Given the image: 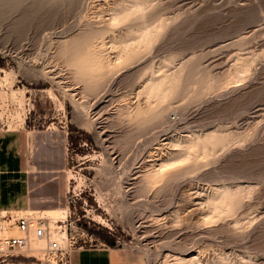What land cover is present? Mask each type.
I'll return each instance as SVG.
<instances>
[{"label": "rangeland", "instance_id": "1", "mask_svg": "<svg viewBox=\"0 0 264 264\" xmlns=\"http://www.w3.org/2000/svg\"><path fill=\"white\" fill-rule=\"evenodd\" d=\"M1 127L24 134L29 210L91 243L264 264V0H0Z\"/></svg>", "mask_w": 264, "mask_h": 264}, {"label": "built area", "instance_id": "2", "mask_svg": "<svg viewBox=\"0 0 264 264\" xmlns=\"http://www.w3.org/2000/svg\"><path fill=\"white\" fill-rule=\"evenodd\" d=\"M78 220L79 216L69 218L68 215L51 220L28 208L0 209V257L24 251H42L51 255L55 264H71V254L75 249L109 246L103 241L91 243V240L83 235L84 230L76 223ZM69 228L81 232L80 242L68 240ZM108 230L112 234L113 229L109 227ZM37 242H42L41 246L35 247ZM113 245L127 247L126 242L119 237L114 239Z\"/></svg>", "mask_w": 264, "mask_h": 264}, {"label": "crops", "instance_id": "3", "mask_svg": "<svg viewBox=\"0 0 264 264\" xmlns=\"http://www.w3.org/2000/svg\"><path fill=\"white\" fill-rule=\"evenodd\" d=\"M24 145L22 131L0 129V209H30L36 204ZM102 241L109 246L75 249L71 254V264H144L138 253L117 247L106 238Z\"/></svg>", "mask_w": 264, "mask_h": 264}, {"label": "bare ground", "instance_id": "4", "mask_svg": "<svg viewBox=\"0 0 264 264\" xmlns=\"http://www.w3.org/2000/svg\"><path fill=\"white\" fill-rule=\"evenodd\" d=\"M152 163V162H151ZM47 212H53V211H47ZM45 213V212H44ZM45 216H47V214L45 215Z\"/></svg>", "mask_w": 264, "mask_h": 264}]
</instances>
